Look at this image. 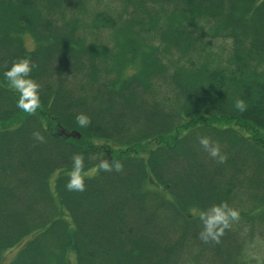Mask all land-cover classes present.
Returning a JSON list of instances; mask_svg holds the SVG:
<instances>
[{"label": "trees", "instance_id": "trees-1", "mask_svg": "<svg viewBox=\"0 0 264 264\" xmlns=\"http://www.w3.org/2000/svg\"><path fill=\"white\" fill-rule=\"evenodd\" d=\"M90 1L0 0V263L20 245L9 264H249L264 240V0ZM21 58L35 114L3 76ZM151 139L145 156L96 142ZM74 153L83 192L65 188ZM104 159L123 171L92 173ZM225 201L240 220L202 242L199 214Z\"/></svg>", "mask_w": 264, "mask_h": 264}, {"label": "clouds", "instance_id": "clouds-1", "mask_svg": "<svg viewBox=\"0 0 264 264\" xmlns=\"http://www.w3.org/2000/svg\"><path fill=\"white\" fill-rule=\"evenodd\" d=\"M33 67L34 65L29 59L21 58L13 62L12 66L3 73L10 88L19 94L17 108L28 114H35L40 107V85L31 78ZM234 108L242 113L247 110V104L243 99H236ZM75 120L81 128H86L91 124V117L85 113H79ZM32 138L34 141L44 142V136L39 131H34ZM198 143L208 153L209 157L217 160L218 163L222 164L227 161V155L222 154L220 145L213 143L210 137L201 136L198 138ZM70 159L71 171L65 188L69 192H83L86 190L85 157L81 153H74ZM123 168L124 165L119 160L104 159L94 171L120 173ZM199 220L203 225L199 233L200 240L204 243L219 244L225 231L231 229L232 224L240 220V212L225 201L220 204H213L202 211L199 214Z\"/></svg>", "mask_w": 264, "mask_h": 264}, {"label": "rangeland", "instance_id": "rangeland-1", "mask_svg": "<svg viewBox=\"0 0 264 264\" xmlns=\"http://www.w3.org/2000/svg\"><path fill=\"white\" fill-rule=\"evenodd\" d=\"M92 1V2H91ZM90 5L94 4V7L96 9L99 8V4L97 3V0H91ZM117 7H119V4H115ZM26 44L29 48H34L36 45V42L31 37H27ZM226 122L221 121L220 124H225ZM168 139V138H167ZM98 143H101L102 146L100 147V157H105L106 155H117L122 154L124 152H132L135 155L145 156L148 154L149 150L154 148L157 145V140L151 139L146 140L142 143L136 144L134 146H122V145H111L106 146V142L102 140L96 141ZM92 173L94 170L91 171ZM250 244L247 248V252L245 253V257L247 258V261L249 264H264V240L260 239L259 237L254 236L251 241H249ZM20 245H17L13 248L7 249L4 252L2 261L0 264H9L10 260L16 255ZM72 264H75V257L72 256ZM193 264V263H192Z\"/></svg>", "mask_w": 264, "mask_h": 264}]
</instances>
